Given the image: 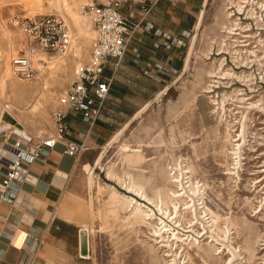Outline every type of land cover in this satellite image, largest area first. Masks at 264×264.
<instances>
[{
    "label": "rangeland",
    "instance_id": "374dc122",
    "mask_svg": "<svg viewBox=\"0 0 264 264\" xmlns=\"http://www.w3.org/2000/svg\"><path fill=\"white\" fill-rule=\"evenodd\" d=\"M136 1L140 5L145 2ZM239 1L241 0H235V4H238L233 6L234 0H208L202 26L195 32L197 37L194 40L189 38L185 46V55L191 45L194 47L190 66L185 72L178 71L170 76L168 86L163 87L167 89L164 93L163 88L153 91L147 85H134L133 90L114 93L113 103L117 109L114 121L108 122L111 131L106 141L79 157L78 162L84 165L74 169L57 205L60 215L88 228V255H81L85 262L70 264H148L149 229L138 223H131L126 217L127 213L118 199L121 194H133L118 184L116 179L119 177L120 181H127L130 174L134 180L132 174H135L146 192L156 197L161 191L156 168L162 165L167 171V167L175 159L183 161L186 157L194 167L191 178L203 183L206 192L205 208L209 216L212 214L210 208L218 211L229 204L231 211L239 212L253 227L251 234L244 231L237 238L244 258L234 264L260 263L264 254L261 250V244L264 243V207L256 214L254 209L259 210L260 204L264 203V112L255 107L248 109L247 106L253 103L264 104V29L262 21L253 20L252 7L255 3L248 0L250 5L242 12L243 15L247 14V19L241 21L245 24L249 22L251 28L243 32L248 27L240 25ZM42 9L48 14L53 11H48L46 7ZM38 10L37 5H29L25 0H0V73L4 49L13 37L17 43L15 54L26 50V38L14 25L13 18L37 16ZM122 11H126L125 6ZM221 15L223 19L220 24L216 18ZM89 24L91 26L92 23ZM242 34L250 36L242 38ZM243 43L247 44L240 47ZM206 50V56L210 58H197V51ZM204 59L212 66L210 73L213 72L216 76H202V80L208 82L205 88L210 87L211 90L198 93L193 100L192 96L198 89L197 74ZM72 71L70 67L67 72L45 73L48 82L35 94V98L40 101L39 105L29 111V103L25 112V122L33 130L32 135H39L40 130H48L42 135L53 132L52 111L58 107L60 90H65L74 76ZM37 73L36 70L35 75ZM34 79L35 77L32 80ZM9 86H5L4 91L8 92ZM1 87L0 81V91ZM212 98L217 103H213ZM144 106L145 110L136 115ZM244 115L247 116L245 121L249 128L245 133L246 141L242 149V179L239 188L236 186L232 191L229 185L233 183L222 173L226 162L219 153L226 145L221 139L220 131L223 126L228 125L232 135L238 136ZM1 117L3 122L23 128L9 112L3 111ZM125 125L127 126L119 141L106 146L114 133ZM3 139L4 135L0 134V142ZM126 143L129 148L125 147ZM227 146L231 148L232 144L227 143ZM138 147L143 149L140 153L145 160L133 162L129 160L128 154ZM99 152L103 156L101 163L94 166L95 174L90 187L88 171ZM227 160L231 163L229 156ZM184 163L187 164L186 161ZM169 185L174 186L166 181V187ZM114 188L120 193L114 192ZM228 209L229 206H226V210ZM219 224L220 227L223 226L222 221ZM203 239L205 238H200L199 241ZM250 248L256 254L253 261L249 260ZM222 254L226 258L230 256L225 251Z\"/></svg>",
    "mask_w": 264,
    "mask_h": 264
},
{
    "label": "bare ground",
    "instance_id": "6f19581e",
    "mask_svg": "<svg viewBox=\"0 0 264 264\" xmlns=\"http://www.w3.org/2000/svg\"><path fill=\"white\" fill-rule=\"evenodd\" d=\"M91 1L25 0L27 4L39 7L36 12L39 15L48 14L42 8L46 7L48 11L53 10L49 13L57 14L64 20L73 34V41L69 51L58 53L57 55H49L50 52L36 50L32 54V65L38 72L34 80L20 78L14 73L12 59L18 54H15L17 43H15L14 37L9 41L4 49V60L0 73L2 86L0 91V127L13 128L10 123L2 121V113L7 111L22 125V132L32 134L33 130L25 122L27 118L25 112L29 103L31 106L29 111L34 110L39 105L40 101L35 98V94L39 93L43 88V84L48 82L46 76H44L45 73L47 71L55 74L67 72L70 67L73 69L72 73H74L75 68L83 63L82 59H88L96 31L93 24L90 26L89 23H92L91 15L83 10V5ZM237 4H235V0L232 3L233 6ZM208 50L210 52L211 49L209 48ZM207 58L210 57L207 56ZM210 76L215 77L216 75L211 72ZM7 85H10L8 92L4 91ZM210 90V87L206 88V92ZM64 91L60 90L59 93L62 94ZM248 98L245 97V99ZM212 102L217 103L215 98H212ZM254 104H252L253 106L248 105V109L255 107L264 112V104ZM145 108L146 106L138 110L136 115L145 110ZM245 118L247 116L244 115L238 136L232 135L228 125L223 126L220 131L221 139L226 145L219 153L225 158L226 162L222 168V173L227 176L228 181L230 180L233 183L232 185L228 184L232 191L236 186L239 188V183L242 179L240 173L244 164L242 149L246 141L245 133H247L249 128ZM47 131L40 130L38 132L39 135L35 136H40ZM227 143L232 144V147L228 148ZM125 147L129 148V145L126 144ZM251 150L253 151L254 149ZM131 151L128 154L129 160L133 162L145 160V157L140 153V147L133 148ZM227 156L230 157L231 163L228 162ZM101 158L102 154L100 153L95 161L96 166L101 163ZM188 160L189 158L187 157L183 161L175 159V162L167 167L168 170H165L166 181L173 183L174 186L165 187L164 191L158 192L155 199L149 197L145 193L143 186L131 179L130 174L127 181L126 179H124L125 181L123 179L120 181L119 177L116 179L118 184L123 186L130 194H133H121L122 196L119 194L120 199L118 201L122 202L127 213L126 217L131 223H138L142 227L149 229L147 243L150 248L148 264H234L239 260L241 262L244 257L241 255L240 242L237 238H240V234L244 231L251 234L252 225L247 223L249 220L244 216H240L239 212L231 211L229 204L219 208L218 211L210 208L212 214L210 213L211 215L209 216L205 208L206 192H204L203 183L199 179L191 178V172L194 167L190 164L191 161L188 162ZM95 165L88 171L90 187L93 183ZM115 191L118 192L114 188ZM226 206H229L228 210H226ZM263 207L264 203H261L259 210L254 209L255 214L259 213ZM221 221L223 226L220 227L219 223ZM186 223L187 225H185ZM197 226L200 229L196 230L197 228L195 229V227ZM85 229L88 231L87 227ZM200 238L205 239L199 241ZM261 245V250L264 251V243ZM224 251L230 253V256L226 258L222 254ZM255 256L254 250L250 248L249 260L253 261ZM260 263H264V254L260 258Z\"/></svg>",
    "mask_w": 264,
    "mask_h": 264
},
{
    "label": "crops",
    "instance_id": "0c3cea01",
    "mask_svg": "<svg viewBox=\"0 0 264 264\" xmlns=\"http://www.w3.org/2000/svg\"><path fill=\"white\" fill-rule=\"evenodd\" d=\"M150 0H145L148 3ZM136 0L129 1L131 9L139 18L140 4ZM208 0H155L146 21L153 24L150 30L140 27L130 41L121 66L114 75L110 96L114 93L133 90L134 85H147L153 91H160L168 86V79L178 71L183 73L190 66L194 47L191 45L185 55V46L195 32L202 26L205 8ZM126 4L124 15L131 11ZM223 15L217 16V23H222ZM168 37V38H167ZM174 38L175 42L170 43ZM169 42V46L164 44ZM177 42V43H176ZM205 52L197 51V58H207ZM203 59V58H202ZM212 66L203 62L197 91L192 96L194 100L198 93L206 91L208 82L202 80L205 74L210 76ZM106 74L110 71L106 69ZM205 75V76H206ZM167 90L163 88V93ZM108 102L102 116L94 123L87 138L88 150L102 145L111 131L110 121L116 114L115 103ZM138 112V111H137ZM136 112V114H137ZM67 121L71 131L66 133L68 139L80 141L87 129L79 114L69 113ZM125 127L116 131L108 140L107 146L119 141ZM127 144V143H126ZM61 143L55 145L43 160H35L28 165L25 179L13 185L9 192L10 199L0 198V264H70L84 263L80 254L79 230L83 228L74 221L58 213L57 205L62 198L68 183V178L84 163L79 158L63 152ZM87 150V151H88ZM143 151L140 148V151ZM86 151V152H87ZM99 152L95 159L99 154ZM96 166V165H95ZM161 191L166 187L164 166L156 168ZM134 181L141 184L135 174ZM145 193L155 199L152 195ZM8 192V193H9ZM9 197V196H7Z\"/></svg>",
    "mask_w": 264,
    "mask_h": 264
},
{
    "label": "built area",
    "instance_id": "2783aa9c",
    "mask_svg": "<svg viewBox=\"0 0 264 264\" xmlns=\"http://www.w3.org/2000/svg\"><path fill=\"white\" fill-rule=\"evenodd\" d=\"M129 1L131 0H92L83 5V10L91 15L96 36L88 59L75 68L68 87L59 95L58 107L52 111L51 116L53 133L35 136L24 133L21 131L23 128L18 129L11 124L13 128L0 127V134L4 135L3 141L0 142L1 199H10L9 189L25 179L28 165L35 160H43L56 144L61 143L64 146L63 152L76 158L89 149L87 138L94 123L102 116L106 104L113 101L110 90L114 75L121 66L130 41L140 27L147 30L153 28L150 21L144 20L155 0L140 5L139 18H135L137 13L131 9ZM250 1L255 3L252 7L253 20L262 21L264 29V0ZM126 4H129L131 9L128 15L122 13V8ZM249 5L248 0H241L240 25L248 27L243 32L251 28L249 22L245 24L241 21L247 19V14L243 15L242 12ZM13 23L26 38L27 43V50L18 53L12 59L14 73L20 78L35 77L32 54L36 50L65 53L71 48L73 34L64 20L56 14L15 16ZM246 36L250 35L242 34V38ZM172 42H175L174 38L170 39V43ZM164 44L169 46L167 41H164ZM106 69L110 71L109 74H106ZM69 113L79 114L87 123V129L80 141L68 139L66 136V133L71 131L67 121Z\"/></svg>",
    "mask_w": 264,
    "mask_h": 264
},
{
    "label": "water",
    "instance_id": "95a60500",
    "mask_svg": "<svg viewBox=\"0 0 264 264\" xmlns=\"http://www.w3.org/2000/svg\"><path fill=\"white\" fill-rule=\"evenodd\" d=\"M80 254L88 255V231L85 228L79 230Z\"/></svg>",
    "mask_w": 264,
    "mask_h": 264
}]
</instances>
